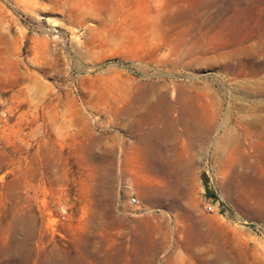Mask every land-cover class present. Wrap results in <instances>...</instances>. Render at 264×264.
I'll use <instances>...</instances> for the list:
<instances>
[{"label": "rangeland", "instance_id": "1", "mask_svg": "<svg viewBox=\"0 0 264 264\" xmlns=\"http://www.w3.org/2000/svg\"><path fill=\"white\" fill-rule=\"evenodd\" d=\"M256 117L264 0H0V264H264Z\"/></svg>", "mask_w": 264, "mask_h": 264}, {"label": "bare ground", "instance_id": "2", "mask_svg": "<svg viewBox=\"0 0 264 264\" xmlns=\"http://www.w3.org/2000/svg\"><path fill=\"white\" fill-rule=\"evenodd\" d=\"M260 68L261 67H259L257 69H260ZM161 105H162V103H161ZM158 106H160V105H158ZM172 110L174 111V107L172 108ZM180 110L186 112L191 117L192 121H194L198 126L205 125L206 129L211 126V121L214 120V115L211 116L210 113L208 112V109L203 105L202 106L199 105V103L197 104V102L195 100H189V101L182 103ZM246 122H247V125L250 127L257 128V129H264V117H256L252 120H246ZM202 133H205V132L203 131ZM202 133L199 136L203 138L204 134H202ZM192 139H194V138H192ZM192 139H191V141H192ZM235 141H236V137L232 136V135L229 137H226L225 139L222 140L225 147H228V145L233 144V142H235ZM153 143H154V147L150 153V165H149V167H150L152 172L154 171L159 175H164L166 173V169H165L166 166H164V165L162 166V163L161 164L158 163L157 160L155 159V157L160 159L163 156H165V152L163 149L162 142L160 139L154 138ZM155 154H156V156H155ZM193 164H194V161L192 160L191 157H188V156L182 157L179 160L177 170H179L178 172L185 174L186 171L191 169ZM158 190L156 192H153V193H155V194L160 193ZM163 193H164V191H163ZM110 213H112V212H110Z\"/></svg>", "mask_w": 264, "mask_h": 264}, {"label": "built area", "instance_id": "3", "mask_svg": "<svg viewBox=\"0 0 264 264\" xmlns=\"http://www.w3.org/2000/svg\"><path fill=\"white\" fill-rule=\"evenodd\" d=\"M134 201H135V199H134ZM206 209L211 210V209H212V205H211L210 203H208V204L206 205Z\"/></svg>", "mask_w": 264, "mask_h": 264}]
</instances>
